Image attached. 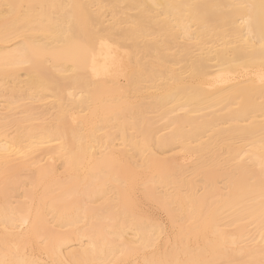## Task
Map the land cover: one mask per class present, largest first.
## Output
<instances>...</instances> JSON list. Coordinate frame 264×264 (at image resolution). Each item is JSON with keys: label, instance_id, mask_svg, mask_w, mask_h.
I'll return each instance as SVG.
<instances>
[{"label": "bare ground", "instance_id": "obj_1", "mask_svg": "<svg viewBox=\"0 0 264 264\" xmlns=\"http://www.w3.org/2000/svg\"><path fill=\"white\" fill-rule=\"evenodd\" d=\"M0 2L61 5L45 10L40 38L79 36L97 50L94 62L72 49L6 72L0 38V259L7 229L9 245L28 242L38 261L70 264L87 250L112 264H264L261 153L249 151L264 129L262 0ZM158 4L179 7L162 16ZM129 190L139 220L168 225L155 251L146 231L126 235ZM175 220L186 227L180 250ZM106 228L119 250L100 254L91 245Z\"/></svg>", "mask_w": 264, "mask_h": 264}, {"label": "snow or ice", "instance_id": "obj_2", "mask_svg": "<svg viewBox=\"0 0 264 264\" xmlns=\"http://www.w3.org/2000/svg\"><path fill=\"white\" fill-rule=\"evenodd\" d=\"M264 3V0H262ZM58 7H63L61 5L50 4V5H24V4H12L7 2H0V18L3 19V27L0 28V38L7 44V47L2 49L6 56L3 61V67L7 72L9 69L19 67L21 65H29L39 67L42 64L51 63L52 59L60 54H67L68 51L72 49L79 50L80 55L85 60L95 61L97 50L88 40H82L79 36H73L71 40L65 38L63 40H42L40 35L43 33V27L46 23V9L55 10ZM158 9L161 10L162 16H169L172 9L179 6L171 4H158L156 5ZM184 7L192 8L194 6L185 5ZM36 9V11H33ZM101 50L108 48L109 52H112L111 45L106 44L101 41ZM125 55H129L125 53ZM9 56L11 59H9ZM262 56H264V51H262ZM112 61V69H122L124 66V58L117 56L115 54L110 56ZM128 63L131 64V59L129 58ZM262 66L258 74L260 83L264 85V59L261 62ZM109 69L106 68V72ZM231 76V74H229ZM132 97L129 96V108L132 107ZM253 148L257 149L261 153V163H260V173H259V183L261 189L260 197V210L262 223H264V129L261 132V138L258 145H252L249 149L251 151ZM3 151L8 152L7 148ZM10 154V153H9ZM21 155L26 156V153H21ZM99 155H103L100 153ZM248 155V151L244 153ZM4 177V187L7 192L8 179H9V165L6 162L3 172ZM253 184L256 183L257 176L253 173L250 177ZM134 182V178H132ZM196 195V194H193ZM207 207V205H205ZM203 214V213H202ZM210 217V212L208 213ZM9 218L8 210L5 209V221ZM207 219V217H206ZM123 221L125 225L129 226V231L126 235H134L140 232H147L146 240L148 246H150L153 251H155L157 245L162 241L164 235L167 232V224L158 223H144L138 219L137 209L135 201L131 196L129 190L126 196V202L123 209ZM27 223V221H24ZM172 229L175 234V244L174 248L180 250L184 247V237H185V223L183 220H175L172 224ZM113 229L106 228L100 231L96 241L91 245V248L95 252L103 254L105 250L115 252L119 250L117 247H112L109 245L108 238L112 236ZM8 230H5L4 243H5V257L0 259V264H63L59 260H48V261H38L28 258V242L25 243L24 247L21 248L18 244L9 245L8 240ZM139 238V237H137ZM169 240L171 241V235H169ZM123 241H121V244ZM123 254V253H121ZM70 264H112L111 261H98L96 259L88 258L87 250L84 253V257L77 261H72ZM155 264H210V262H205L201 260H187V259H174L166 261H158Z\"/></svg>", "mask_w": 264, "mask_h": 264}, {"label": "rangeland", "instance_id": "obj_3", "mask_svg": "<svg viewBox=\"0 0 264 264\" xmlns=\"http://www.w3.org/2000/svg\"><path fill=\"white\" fill-rule=\"evenodd\" d=\"M125 51V50H124ZM248 71H244V70H240L239 72H238V75H241V74H245V73H247ZM120 74L122 75L123 74V71L121 70L120 71ZM184 157H185V155H184ZM165 216L163 215V218H164ZM161 218H162V215H161ZM162 218V219H163ZM163 220H165V218L163 219Z\"/></svg>", "mask_w": 264, "mask_h": 264}]
</instances>
